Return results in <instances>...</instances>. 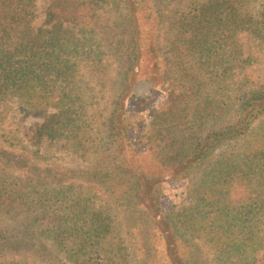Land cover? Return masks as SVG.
Wrapping results in <instances>:
<instances>
[{
	"label": "trees",
	"instance_id": "obj_1",
	"mask_svg": "<svg viewBox=\"0 0 264 264\" xmlns=\"http://www.w3.org/2000/svg\"><path fill=\"white\" fill-rule=\"evenodd\" d=\"M186 1L50 0L44 23L36 26L38 0H0V123L16 100L24 117L44 118L29 128L34 145L50 141L85 160L96 156L89 166L54 171L24 147L18 149L16 136H5L8 147L0 146V264H30L29 257L44 264H157L160 256L169 264H207L190 238L202 237L201 225L210 231L217 264H246L247 242L260 238L264 190L251 202L246 195L233 199L237 180L228 171L237 169L236 159L223 161L203 178L204 185L218 189L213 199L198 196L189 209V238L178 225L179 213L163 211L161 187L176 178L177 169L207 161L221 144L245 135L264 114V80L260 90L240 86L235 97L228 94L237 71L254 62L245 56L239 32L264 43V0ZM259 1L256 14L253 3ZM91 30L102 33L106 51L122 61L112 107L97 136L78 68L91 58ZM167 44L173 58L166 55ZM191 56L196 59L194 82L189 77L184 99L152 113L140 139L149 148L139 150L130 136L127 106L135 82L143 77L163 84L167 64L181 67ZM233 100L236 119L219 124ZM145 101L139 99V106ZM180 121L185 136L176 150L180 141L172 127ZM165 139L175 149L166 157ZM145 155L155 160L152 167ZM77 180L111 194L122 209L124 232L94 209L90 190Z\"/></svg>",
	"mask_w": 264,
	"mask_h": 264
},
{
	"label": "rangeland",
	"instance_id": "obj_2",
	"mask_svg": "<svg viewBox=\"0 0 264 264\" xmlns=\"http://www.w3.org/2000/svg\"><path fill=\"white\" fill-rule=\"evenodd\" d=\"M50 0H38L35 8L34 24L40 26L46 19L47 8ZM189 1L183 0L182 4H188ZM255 9H252L254 13H258L261 8V2L253 3ZM90 39V56L91 58H85L79 63V73L82 80L80 84L83 86L84 103L88 108L90 114H94V120H92V129L96 133L99 128H102L101 122L104 117L109 113L112 107V101L115 93L114 79L117 78L119 68L121 66V60L118 56L108 53L104 47V38L102 33L97 30H91L88 32ZM239 40L243 45L245 56H252L254 62L250 64L244 71H237L235 77L231 79V87L228 90V94L235 97L236 92L240 90V86L245 88H255L260 90L264 80V43L260 42V39L248 34L247 31L239 32ZM169 49V53H166L169 58H173V53L170 50L169 44L166 46ZM193 56L186 58L182 62V66L178 67L177 64H167V77L163 84H153L152 82L140 77L134 84L133 92L134 96L130 97L127 106L128 112L132 119L130 136L138 149L145 151L149 148V143L146 141H140L141 136L147 131L152 113L160 106L168 103H174V101H180L184 98V89L191 86L196 78L197 72L192 69L191 66L195 63ZM236 63V61H235ZM173 64V65H172ZM99 67V68H98ZM95 68V70H94ZM103 69V70H100ZM94 70V71H93ZM200 72V70H199ZM189 73L191 74L189 76ZM189 77H192V82L189 81ZM200 78L207 80V75H200ZM144 98L146 101L145 106H139V99ZM51 109L49 108V111ZM238 103L237 100L232 105V110L225 118V120L219 122V124H227L234 121L238 115ZM44 118L37 115L25 116L22 114L19 108V104L16 100L9 103L7 108V116L4 121L0 123V146H7L6 135L16 136V143L18 149L24 147L29 153H33L35 160L43 167L50 166L55 171L59 167H86L92 161H95L96 156H91L88 160H85L80 155L73 154L68 151L62 144H52L50 141L43 142L42 146L34 145L32 134L30 132L31 127L36 123L42 122ZM218 123L215 126H219ZM212 125V123L207 126ZM174 126V124L172 125ZM177 127V128H176ZM184 125L180 121L179 125L172 127L174 129L175 136L178 142L175 147L176 150L182 148L183 133L180 130ZM180 134L182 136H180ZM16 144V145H17ZM162 144L167 146V140H162ZM164 149V155L166 152L171 154L175 152V149ZM146 153V152H145ZM146 156V155H145ZM166 157V156H164ZM236 159L239 165L235 171L229 174V178L232 176L234 182L231 187V196L233 199L241 198L243 195L250 198H254L259 191L264 190V114L261 115L249 128L248 132L238 139L230 140L221 144L220 147L213 153L211 158L207 161L201 162L191 168L189 166L183 169H177L176 178L164 182L162 188L161 205L164 212L176 211L179 213L178 225L182 228L185 235L189 238V209L195 206L198 196L206 195L209 199H213L215 192L218 188H211L208 184H203V178L208 177L211 173H214L223 161H229ZM145 164L154 165V159L150 156H146L144 159ZM231 166V164H230ZM171 170V169H170ZM234 170V169H233ZM175 175V172H173ZM170 176V173L167 177ZM243 177V178H242ZM241 180V181H240ZM70 181H68L69 183ZM78 184H82L85 189L90 190L92 194V205L94 209L103 217H107L109 222H112L113 226L117 228L118 232H122L124 229V216L121 207L117 204L114 198L109 192L103 189L99 185L83 182L82 180L75 181ZM197 204V203H196ZM262 229L260 232V238L256 240H249L246 245L245 257L246 264H263L264 260V221H262ZM188 224V225H187ZM197 225H199L197 223ZM202 237L190 238L193 242H196L202 250L205 256L207 264H217V251L213 242H208L210 238V231L208 228L199 227ZM124 232V230H123ZM185 252V250H184ZM30 264H44L42 261L29 257ZM157 264H169V260L160 256Z\"/></svg>",
	"mask_w": 264,
	"mask_h": 264
}]
</instances>
